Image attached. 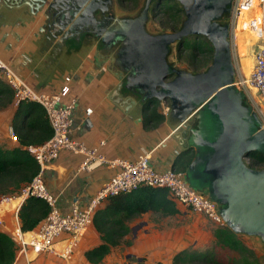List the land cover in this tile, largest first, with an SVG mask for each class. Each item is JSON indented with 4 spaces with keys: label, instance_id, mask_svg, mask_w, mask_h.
<instances>
[{
    "label": "crops",
    "instance_id": "obj_1",
    "mask_svg": "<svg viewBox=\"0 0 264 264\" xmlns=\"http://www.w3.org/2000/svg\"><path fill=\"white\" fill-rule=\"evenodd\" d=\"M133 1L117 0L112 13L135 15L132 8H125ZM243 17L246 19V16ZM245 27L248 28L247 25ZM83 29L79 34L72 32L67 36L64 32L51 34L43 17L34 15L27 2L0 0V56L37 91L50 94L63 91V103L76 100L72 125V135L76 139L84 141L88 147L99 146L101 141H105L100 150L109 161L135 160L141 154L149 153L150 162L157 170L176 168L175 162L180 154L187 150L190 153L195 151L187 142L189 132L186 126L169 116L168 107L160 110L166 115L162 121L154 126H145L144 103L124 89L125 73L121 77L122 72L114 62L115 51L106 48L100 37ZM247 34L251 41L247 36L245 42L251 45L257 36L250 29ZM257 48L258 43L253 50L254 56ZM252 60L254 64V57ZM247 66L246 63L245 66L240 65L241 74L235 78L236 85L241 76H247L244 74V70L249 69ZM68 76L70 80L66 79ZM127 92L132 94V102H119V97H124ZM245 100L248 99L244 98L246 104ZM16 108L13 103L6 109L10 126L5 137L0 139V144L6 147L17 145V141L9 135ZM87 109L91 112L87 113ZM82 161L81 154L63 151L44 170L45 183L51 192L59 195L58 205L63 212H68L73 205L86 206L98 189L118 171L117 166L110 164L80 171ZM170 197L181 210L182 204L171 194ZM170 216L173 215L163 216L149 211L132 219L129 222L132 236H126V239L134 240L132 248L126 251L120 244L98 264H121L123 257H128L131 251L148 263L173 264L178 250L163 248L167 241L166 232L173 226L166 221ZM20 227L18 210H15V205H10L3 213L0 229L12 234ZM67 239V235L59 237L57 246L63 248ZM100 242L94 224L90 225L74 248L68 264H94L86 257V251ZM27 261L30 264L64 262L53 253L36 254L31 247L18 255L15 263L24 264Z\"/></svg>",
    "mask_w": 264,
    "mask_h": 264
},
{
    "label": "water",
    "instance_id": "obj_2",
    "mask_svg": "<svg viewBox=\"0 0 264 264\" xmlns=\"http://www.w3.org/2000/svg\"><path fill=\"white\" fill-rule=\"evenodd\" d=\"M20 1L43 17L51 34H79L86 28L106 48L118 37L114 62L121 77L125 73L124 89L143 103L169 101V116L189 132L187 142L195 150L186 170L189 183L220 205L232 231L264 243V168H251L245 160L253 151L264 153V128L235 84L231 25L221 23L232 0H145L133 16L112 13L117 0ZM163 1H177L185 19L177 31L151 33L146 27L150 10ZM191 36H205L214 48L210 65L196 73L168 61L171 46ZM128 92L118 101L132 102Z\"/></svg>",
    "mask_w": 264,
    "mask_h": 264
},
{
    "label": "built area",
    "instance_id": "obj_3",
    "mask_svg": "<svg viewBox=\"0 0 264 264\" xmlns=\"http://www.w3.org/2000/svg\"><path fill=\"white\" fill-rule=\"evenodd\" d=\"M243 16H246L245 23L248 28L256 33L254 43H258V48L255 51L251 73L241 76L237 85L253 90L259 95L262 109L256 112L261 119V128H264V0H232L228 22L231 25L230 41L234 51L238 48L237 29L240 17ZM0 75L14 91V104L18 106L22 102L29 101L39 103L45 110L52 127V135L47 141L28 147L39 165L38 173L19 191L0 196V225L3 223L5 210L10 205H15V210H19L27 198L42 199L49 206L48 214L35 229L23 231L20 227L10 234L17 245L16 257L31 247L36 254L53 253L64 260L63 264H68L74 248L84 237L89 226L93 224V217L103 207V204L114 196L135 191L143 186L167 188L172 197L183 206L203 214L216 226L225 225L219 212L220 205L205 192L194 188L189 183L185 172L175 168L157 170L150 162L149 153L141 154L135 160L109 161L100 150V145H104L105 141H101L99 146L88 147L84 141L72 135L75 99L63 103V91L55 94L37 91L1 56ZM66 79L70 80V76ZM90 112L91 109H87V113ZM9 135L12 140L17 141L13 127L9 128ZM63 151L83 156L80 171L91 170L102 164L118 167L116 174L98 189L86 206L73 205L68 212L60 209L59 195L50 191L43 174L44 170L52 165ZM245 160L249 162L248 157ZM62 235H67L68 239L64 247L59 248L57 239ZM24 264H30V262L27 261Z\"/></svg>",
    "mask_w": 264,
    "mask_h": 264
},
{
    "label": "trees",
    "instance_id": "obj_4",
    "mask_svg": "<svg viewBox=\"0 0 264 264\" xmlns=\"http://www.w3.org/2000/svg\"><path fill=\"white\" fill-rule=\"evenodd\" d=\"M176 3V2H175ZM163 1L155 9H162L164 16L159 19L162 32H174L181 28L185 13L179 5ZM178 4V3H177ZM153 9V10H155ZM152 10V11H153ZM213 46L205 36H191L179 42L168 55V61L179 68L194 73L206 69L203 55L212 59ZM187 65L180 66L183 59ZM210 59V60H211ZM210 62V61H209ZM14 91L0 76V107L6 108L14 102ZM161 101L154 99L144 103V125L154 126L165 118L160 111ZM248 105V103L246 102ZM12 127L17 135V145L6 147L0 144V196L13 194L29 183L39 171V165L28 150L30 145H40L52 135V127L43 107L36 102L20 103L13 115ZM195 156V151L187 150L176 159L175 169L186 172ZM248 166L254 169L264 168V153L253 151L248 155ZM49 206L39 198H27L18 210L20 226L23 231L35 229L46 217ZM157 212L163 216L180 212L176 202L170 197L169 190L162 187L143 186L139 189L114 196L94 217L93 224L100 236V243L86 251V257L94 264L101 263L112 250L123 242L131 232L129 222L146 212ZM214 244L220 248L221 256L211 252L203 254L191 253L189 249L177 252L173 264H264L254 248L246 244L240 234L228 226H216L213 230ZM17 256V245L11 235L0 229V264H14ZM137 264L148 263L145 258L137 259Z\"/></svg>",
    "mask_w": 264,
    "mask_h": 264
},
{
    "label": "rangeland",
    "instance_id": "obj_5",
    "mask_svg": "<svg viewBox=\"0 0 264 264\" xmlns=\"http://www.w3.org/2000/svg\"><path fill=\"white\" fill-rule=\"evenodd\" d=\"M134 3L128 4V7L126 6L127 10L130 8L133 9L134 13L137 14L141 8L144 5L145 0H135ZM175 3V5H181L177 1H171V3ZM178 3V4H177ZM165 11V10H164ZM164 11L162 9H155L150 10V16L147 23V30L151 33H160L162 32L161 27L159 26V19L164 16ZM229 14L225 15L221 19V23L228 22ZM245 18L240 17L238 29H237V36H238V48L237 51L233 50V57L234 62L236 65V77H239L240 72V65L245 66L248 65V70H244L245 75H249L252 71L253 67V60L252 57H254V49L257 43L252 42V44H247L245 41L250 37V35L247 34V31L249 32V28H246ZM254 35H256L255 32H253ZM253 39V38H252ZM250 40V38H249ZM251 41V40H250ZM179 42L174 43L172 46L174 47ZM211 43V42H210ZM213 46V45H212ZM214 53V48H213ZM213 53H212V59H213ZM211 56V54H210ZM210 56H207V54L203 55V60H207L205 63V67H208L210 63L212 62V59ZM211 59V60H210ZM210 61V62H209ZM248 61V63H247ZM187 65V61L185 58L183 59V62H181L180 66ZM203 70V69H202ZM201 71V70H200ZM240 90L244 91L245 98L248 100H245L247 103H249L254 111H258L261 107V101L259 99V95L255 93V91L243 88L239 85H236ZM258 105H256V104ZM170 106L169 101H162L160 104V109L162 110L164 107ZM0 107V139L5 137V134H7L8 127L10 126V117L9 113H7V109ZM169 111V109H168ZM257 113V112H256ZM261 120V119H260ZM191 126L196 125V120L192 119L190 122ZM181 210L178 214H175L173 216H170L168 221L173 226H171V230L166 232V239L165 245L163 248H169L170 250H180L183 249H189L190 254L191 253H197V254H203L205 252H213V255L221 256L224 259H227L225 255L221 254V250L217 245L214 244V237H213V230L216 228V225L212 223L210 220H208L203 214L196 213L192 211L191 209L184 207L182 205ZM132 236V231L129 234ZM240 238L248 244L250 247L254 248L256 253L264 258V243L258 236L254 235H246V234H240ZM134 244V240L131 238H127V242H123L121 245L122 249H125L126 251L130 250ZM137 259H139V255L136 254L134 251H131V254L129 256L123 257V261L121 264H137ZM184 264H192L190 262L184 263Z\"/></svg>",
    "mask_w": 264,
    "mask_h": 264
},
{
    "label": "flooded vegetation",
    "instance_id": "obj_6",
    "mask_svg": "<svg viewBox=\"0 0 264 264\" xmlns=\"http://www.w3.org/2000/svg\"><path fill=\"white\" fill-rule=\"evenodd\" d=\"M112 9V8H111ZM112 11V10H111ZM92 30V29H91ZM88 32V31H87ZM120 46V39L117 37L114 39V41L110 45V50L111 51H116V49ZM127 75V74H126Z\"/></svg>",
    "mask_w": 264,
    "mask_h": 264
}]
</instances>
